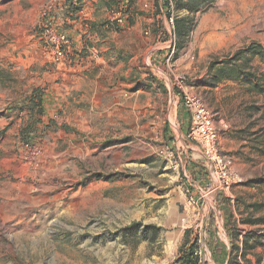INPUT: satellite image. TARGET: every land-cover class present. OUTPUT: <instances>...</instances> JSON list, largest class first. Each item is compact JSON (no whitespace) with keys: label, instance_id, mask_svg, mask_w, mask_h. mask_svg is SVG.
<instances>
[{"label":"rangeland","instance_id":"374dc122","mask_svg":"<svg viewBox=\"0 0 264 264\" xmlns=\"http://www.w3.org/2000/svg\"><path fill=\"white\" fill-rule=\"evenodd\" d=\"M65 2L0 0V264H171L181 229L199 239L202 264H215L216 242L229 246L227 264H264V62L230 61L251 44L264 51V22L248 24L264 14V0H181L190 29L181 37V63L167 54L160 64L168 25L157 2L132 4L129 13L160 16L140 28L143 37L162 31L148 46L125 34L111 36L110 45L73 38ZM46 9L72 44L62 61L42 37ZM235 66V76L256 78L231 77ZM57 68H72L56 82L65 96L54 110L67 114L25 145L7 107ZM185 94L213 113L221 153L239 175L227 193L206 196L208 181L192 167L200 157L186 138L191 119L182 134L177 118ZM151 225L156 238L144 240Z\"/></svg>","mask_w":264,"mask_h":264},{"label":"built area","instance_id":"2783aa9c","mask_svg":"<svg viewBox=\"0 0 264 264\" xmlns=\"http://www.w3.org/2000/svg\"><path fill=\"white\" fill-rule=\"evenodd\" d=\"M165 11L164 21L166 26V41L158 47L168 51V59H172L177 51V36L175 32V0H162ZM124 8V9H123ZM116 9L113 18L109 21V27L125 29L129 24L125 7ZM51 9H46L43 17L46 22L43 26L42 37L56 52V60L62 61L67 51L72 49L69 37L64 32H59L49 19ZM148 34V33H147ZM176 105L178 103L176 102ZM182 107L189 115L191 122L186 133V138L198 147L200 163L198 164L206 174L208 190L206 196L227 193L231 187L239 181V175L232 169L230 163L223 157L218 133L214 124V116L206 103L197 96L185 94L182 99ZM202 247L200 249V256Z\"/></svg>","mask_w":264,"mask_h":264},{"label":"crops","instance_id":"0c3cea01","mask_svg":"<svg viewBox=\"0 0 264 264\" xmlns=\"http://www.w3.org/2000/svg\"><path fill=\"white\" fill-rule=\"evenodd\" d=\"M157 2L160 9H161V14L163 15L162 20H164V11L163 9V2L162 0H132V4H138V3H147V2ZM82 9L81 12L79 13V21H74L73 27L71 26V29L69 30V34L73 35V38L80 40V39H93L96 38L97 41H100V43H106L107 45H110L114 41H110V37L113 36L115 37L116 35H121L125 34V38L127 39L130 44H142L143 46H148L151 44L154 39L157 41H160L162 39V31H160L158 28L154 29V34H151L149 37H143L140 32V28L146 26L147 24H150V22L156 18H160V16H157L155 18V14L150 13L148 15V11H144V13L141 14H136L135 17L132 18V24L130 28L127 30V32L123 33L121 32L120 34L117 32H108V26L107 23L109 20H111L114 16V9H109L106 6V2L104 0H82ZM152 9V7H151ZM181 18V11H180V16ZM70 21V20H68ZM165 22V21H164ZM71 24V23H69ZM147 34V33H146ZM148 36V34H147ZM181 40V37H180ZM75 41V40H74ZM168 52H162L159 55L156 56L157 58V63H161V61H164L166 55ZM176 60H178V63H181V50H179L178 55L176 57ZM63 69V68H62ZM60 68H57L55 70H50L49 73H47L46 76H44L43 80L38 81L34 83L28 92L24 94V96H20V100L25 98L27 95L30 94L33 88L42 86L47 88V100H46V118L45 120H57L61 118V115L67 114L66 110L64 111V114H57L56 111L54 110L55 104L54 101L58 102L59 100L63 99L62 96H65L63 93H58L57 94V88L58 84L56 83L59 81V76H65V78H68V73L72 71V68L70 70H67V74H62ZM6 86V85H5ZM11 92V89L5 88V93ZM55 93V94H54ZM62 94V96H61ZM11 94L9 93L8 96ZM58 96H60L58 98ZM17 99V98H15ZM14 99V100H15ZM18 100V99H17ZM19 100V101H20ZM11 104V102H9ZM10 106V105H9ZM67 110L70 111V105L66 106ZM9 107H7L6 114H9ZM78 114H81L79 111H77ZM13 115H16L13 113ZM189 115L186 113V111L182 108L178 113H177V118L178 120L184 124L182 134L185 132L186 125L188 123L186 122ZM22 114L21 116L16 115V120L15 123H18V127L21 126L22 123ZM13 118H10L9 124H12ZM20 129V128H19ZM68 131H71L69 128ZM191 150H194L195 152L198 153V147L196 145H190L189 147ZM200 156V155H199ZM196 164V165H195ZM195 164L192 165V167L197 168V170L201 171L202 174L198 173L196 170L197 175H201L206 178L205 172L198 166V162H195ZM205 175V176H204ZM201 182L199 181L198 184ZM185 241V229L178 230L177 233L175 234V238L172 240V242L175 243V249L173 251L172 257H171V264H174V262L180 257V251H181V246L183 245ZM210 248L212 250V260L215 264H227L229 257L227 258L228 260H224L225 258V253L226 251L229 252L230 254V248L229 246H226V244H220L216 242L214 245H210Z\"/></svg>","mask_w":264,"mask_h":264},{"label":"trees","instance_id":"16d2710c","mask_svg":"<svg viewBox=\"0 0 264 264\" xmlns=\"http://www.w3.org/2000/svg\"><path fill=\"white\" fill-rule=\"evenodd\" d=\"M106 2V6L109 9H121L125 7L127 14L130 13V10L132 9V0H104ZM82 0H66L65 6H64V13L67 16V19L71 22L77 21L79 19V13L82 9ZM183 6V5H182ZM186 7L187 10H190V12H196L197 8H192L187 5L183 6V8ZM124 9V8H123ZM178 9L181 11V0H175V10ZM129 24H132V19L128 17ZM109 23H107L108 26ZM175 32L177 36V51H176V57L178 55L179 50H181V40L180 37L186 36L189 33L190 29L184 30L183 21L181 18H175ZM115 30L120 31V29L113 27ZM65 31V30H64ZM78 56L81 54L79 52H76ZM250 56L251 58H260L264 62V51L257 46L256 44H251L247 46L245 49L237 51L233 57L230 59L231 62L234 64L242 61L247 56ZM230 62H225L224 64H229ZM236 72V66L233 68V76L234 77ZM245 78V79H252L254 80L255 74L254 73H245L242 71L240 75L235 76L236 78ZM264 81V74L261 78ZM46 100H47V88L38 86L32 89L29 95H27L22 100L16 102L14 105H11L9 107V114L15 113L18 116H21L22 114V123L19 129V136L20 140L25 145H33L34 141L37 139H42L48 131L55 130V124L52 120H45L46 118ZM219 205L220 209L225 208L224 201H222L221 198H219ZM214 217V216H213ZM213 223V221H212ZM136 227H141L139 223L134 224L130 227H127L124 229V233H128L131 230H133ZM149 230H153L154 233L152 236H149ZM156 231L157 227L151 225V226H145L144 229L141 231L142 238L147 241H154L156 238ZM230 241L232 243V247L236 248L233 244L232 236L230 237ZM221 244V243H220ZM201 249L200 241L199 239H191L189 238V234L185 233V241L183 245L181 246L180 251V257L174 262V264H202V259L199 254ZM230 255L228 251L225 253L224 260H228L227 258ZM229 262V260H228Z\"/></svg>","mask_w":264,"mask_h":264},{"label":"bare ground","instance_id":"6f19581e","mask_svg":"<svg viewBox=\"0 0 264 264\" xmlns=\"http://www.w3.org/2000/svg\"><path fill=\"white\" fill-rule=\"evenodd\" d=\"M253 19H251L250 21H248V24L251 25V22H253V20H255L256 22H258L259 24H263L264 22V14H259V13H254ZM260 19H262L263 21H261ZM247 24V26H248ZM246 26V25H245Z\"/></svg>","mask_w":264,"mask_h":264}]
</instances>
